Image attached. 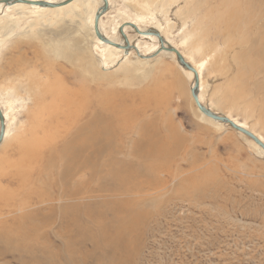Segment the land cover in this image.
<instances>
[{"label":"rangeland","instance_id":"1","mask_svg":"<svg viewBox=\"0 0 264 264\" xmlns=\"http://www.w3.org/2000/svg\"><path fill=\"white\" fill-rule=\"evenodd\" d=\"M28 11L0 16V102L13 116L0 264H264V153L200 116L176 56L148 59L160 42L126 27L146 58L105 64L86 12ZM127 20L160 29L202 69L201 103L264 140V0H111L101 21L111 35ZM116 101L132 132L115 130Z\"/></svg>","mask_w":264,"mask_h":264},{"label":"bare ground","instance_id":"2","mask_svg":"<svg viewBox=\"0 0 264 264\" xmlns=\"http://www.w3.org/2000/svg\"><path fill=\"white\" fill-rule=\"evenodd\" d=\"M30 1H32V2H40V1H44V2H48V3H50V4H59V3H62V2H65L66 0H30ZM96 2V3H101L102 4V6H103V1L102 0H75V1H73L72 3H70V4H68V5H65V6H61V7H56V8H49L48 6H38V5H28V4H21V3H16V4H14V5H6V4H0V16L1 17H3V16H6V13H10V12H12V11H23L24 12V10L25 9H28L29 11H28V13L29 12H31V14H44V13H50V15L51 14H54V15H69V16H77V17H80V16H82V14H83V12H86L87 14H86V16H85V24H88L89 26V28H90V30H91V32H92V34H93V36H94V38H95V40H96V42L98 43V45H97V47H98V49H100V52H101V58H104L105 60H104V62L103 63H105V64H107V62H115L116 60H117V57H118V60L116 61V63H119V59H120V56H122L123 58V60H127V56L128 55H130V51L133 49V50H141V48L139 47V46H136V47H134L135 45H133L131 42V39H130V35H129V33H128V29H131V28H126V27H130V26H127L126 25V27H124V32L126 33V35L129 37V44H130V46L132 47L131 48V50H127V49H125V47L127 46L126 45V41L122 38H120L119 37V35H120V31H119V29L124 25V24H126L127 22H133V23H136L135 25L139 28V30H140V32L142 31L143 33H145L146 34V32H148L149 30H156V31H158L160 34H161V36L163 37V35H162V31L160 30V29H158L157 27H154V28H151V29H145V28H143L141 25H139L138 24V22H136V21H133V20H127V21H124V22H122V23H120V22H116V21H114L113 22V24L111 25V26H109V25H107V26H109L108 28L110 29V34L111 35H109V33H108V30H107V28H106V26L102 23V18H101V20H100V31L102 32V35L104 36V37H106L108 40H110V41H112L113 43H115V44H120L119 46H121V47H123V48H118V47H115V46H112V45H110V44H106V43H104L102 40H99L96 36H95V32H94V19H95V15H96V13L98 12V10L102 7V6H99L96 10H94V8L93 7H90V6H87L88 5V2ZM108 2H109V7H110V4H111V0H108ZM254 4V3H253ZM257 4H258V2H257ZM259 6H261V4H259ZM94 10V11H93ZM108 11H109V8H108ZM238 9L236 10V13H238ZM27 13V12H26ZM32 15V16H33ZM122 15H126V14H122ZM53 16V15H52ZM139 16V15H138ZM10 19H12V16H8ZM55 17V16H54ZM120 17V16H119ZM57 19H59V17L57 18ZM67 19V18H66ZM133 23H129V24H133ZM260 23V22H259ZM126 28V29H125ZM201 29H204L203 31H207V29L204 27V28H201ZM135 31V30H134ZM136 32V31H135ZM141 32V33H142ZM136 34H138V33H136ZM139 35V34H138ZM139 36H141V37H143V38H146V39H149V40H153V41H156L157 43H159L160 41L158 40V37H156L155 35H153V34H147V35H139ZM164 38V37H163ZM165 39V38H164ZM164 41H167V40H164ZM167 43L168 44H170V45H172L169 41H167ZM245 44V43H244ZM244 44H242V45H244ZM241 45V46H242ZM172 46H174L175 48H177L178 49V47H176L175 45H172ZM247 46H248V44H247ZM258 47V46H257ZM158 48H160L159 46H156V48H155V51L156 50H158ZM259 48V47H258ZM138 50V51H139ZM179 50V49H178ZM180 51V50H179ZM137 52V51H136ZM140 52V51H139ZM181 52V51H180ZM250 52V51H249ZM164 53L165 54H174L175 56H176V54L175 53H173V52H169V51H164ZM182 53V52H181ZM252 53V52H251ZM256 54V53H255ZM115 56V58L114 59H109V58H107V56ZM140 55H141V53H140ZM182 55L184 56V58L186 59V57H185V55L182 53ZM142 57V59H144V58H146V57H143V55H141ZM144 56H146V55H144ZM147 56H149V55H147ZM249 56V55H248ZM177 58V57H176ZM187 60V59H186ZM188 62L190 63V64H192L189 60H188ZM258 63V62H257ZM263 63V62H262ZM262 63H260V64H262ZM195 68H196V70L198 71V73H199V75H200V89H199V99H200V102H202L203 100H202V95H201V93L203 92V90H202V88H203V84H202V69L199 67V66H196V65H194V64H192ZM252 65V63L251 62H248L247 61V66L244 64V66L248 69L250 66ZM256 66H258L257 64H256ZM260 66V65H259ZM264 67V66H263ZM181 68H183L182 66H181ZM183 70H184V68H183ZM190 77H192L193 78V84H192V86H191V89H192V87L194 86V74L192 73V72H190V71H188V70H184ZM261 75V74H260ZM108 77V76H107ZM179 81V80H178ZM259 84H262V85H264V77H263V80L262 81H260L259 82ZM180 87H181V83H180V81H179V84H178ZM256 85H258V84H256ZM258 88H260V85L258 86ZM156 89H158V88H156ZM108 92V91H107ZM78 93V94H77ZM74 94H77V96L80 94L78 91H76V92H74ZM190 94H191V92H190ZM191 98H192V103H193V105H194V107H195V109L197 110V112H199V114H200V116L202 117V118H204V119H206V120H209V121H211V122H214V123H218V125L219 124H225V123H222V122H219V121H214V120H212V119H210V118H208V117H206L200 110H199V108L197 107V105H196V102L194 101V99H193V97H192V94H191ZM6 103H11L10 101H7ZM238 103V102H237ZM0 104H1V102H0ZM203 104V103H202ZM12 105V104H11ZM1 106H2V104H1ZM123 106V105H122ZM122 106L120 105V103L118 102V101H116L115 102V104L112 106L113 108H111V109H109L107 112H109V114L111 115V118H114L116 121H115V125H114V128H115V130L116 129H119L120 131H122V132H124V133H129V132H132V130H133V125H131L132 124V119L126 114L127 112H124L123 111V108H122ZM125 106L128 108V105L127 104H125ZM8 107V106H7ZM2 109H3V106H2ZM11 109V108H10ZM9 108L7 109L6 108V110H4L3 109V113H4V118H5V122H6V126H7V124H8V127H6V136H5V139H4V141L6 140V138L11 134V132H10V129H11V126H10V122L12 121L11 119H12V117H10V113L11 112H9V110H10ZM212 110V109H211ZM13 111V110H12ZM212 112H214V111H212ZM215 114H218V113H216V112H214ZM218 115H220V114H218ZM121 116H123V120H121ZM222 116V115H221ZM227 117V116H226ZM227 118H229V116L227 117ZM33 119H35V118H33ZM229 119H231L233 122H235L238 126H240L241 128H244V129H246V130H248V131H250V132H252L260 141H262V143L264 144V140H263V138L261 137V135H258L257 133H255L248 125H246L245 123H243V122H239V121H237L236 119H233V118H229ZM91 121V120H90ZM43 124V123H42ZM42 124H40V126L42 125ZM81 124V123H80ZM80 124H78V125H80ZM89 123H87V125H88ZM94 124H96V123H94ZM77 125V126H78ZM82 125V124H81ZM86 125V124H85ZM90 125V124H89ZM98 124H96V126H97ZM226 125H228V126H230V124H226ZM113 126V125H112ZM231 127V126H230ZM41 128H43V127H41ZM41 128H40V130H41ZM85 128V127H84ZM95 128V127H94ZM97 128V127H96ZM103 128V127H102ZM38 130H39V128H38ZM85 130V129H84ZM98 130H100V129H98ZM235 130V129H234ZM79 131V130H78ZM88 131V130H87ZM140 131H141V134L142 135H146L148 132H149V130H148V132H147V130L145 129V127L144 126H142V127H140ZM237 131V130H236ZM37 132V131H36ZM75 132H77V131H75ZM81 132V131H80ZM84 132V131H83ZM90 132V131H89ZM97 132V131H96ZM117 132V131H116ZM121 132V133H122ZM84 133H86V132H84ZM92 133H93V131H92ZM94 133H95V130H94ZM93 133V134H94ZM241 133V132H240ZM28 134H29V131H28ZM87 134V133H86ZM98 134H100V133H98ZM114 134V133H113ZM84 135V134H83ZM95 135V134H94ZM30 136H35V135H32V134H30ZM91 136H92V134H91ZM90 136V137H91ZM244 136V135H243ZM25 137V136H24ZM36 137H38V136H36ZM34 138L33 140H31L30 141V143H29V147H31V146H33L34 144H35V140H37V138ZM26 138H28V137H26ZM26 138H24V139H26ZM30 139V138H29ZM124 139H126V138H122V141H120V143H119V146H123L125 143L123 142L124 141ZM86 140V139H85ZM252 140V139H251ZM82 140H80V142H81ZM88 141V140H87ZM93 141V140H92ZM31 142H33L32 144H31ZM45 142V141H44ZM89 142V141H88ZM256 147H257V149H260L261 150V152L262 153H264V150L259 146V145H256V143H254L253 142V140L251 141ZM79 143V142H78ZM2 145V144H1ZM83 145H84V143H83ZM26 146V145H25ZM85 146H87V144L85 145ZM74 147V146H73ZM121 149V148H120ZM164 151V148L162 147L160 150H159V155L162 153ZM119 152V151H118ZM177 152V151H176ZM175 152V153H176ZM115 153V152H114ZM113 153V154H114ZM163 155V154H162ZM146 155H134L133 157L135 158H137V160L139 159V161L142 159V160H145V157ZM137 160H136V162H137ZM134 161V160H133ZM143 162H146V160L145 161H143ZM145 165H147V167H150L149 165H148V163H145ZM97 176V175H96ZM99 179V178H98ZM140 182V181H139ZM120 185V184H119ZM151 185H146V184H144L142 187H144L145 189H146V187L148 188V187H150ZM122 187V186H121ZM123 190V189H122ZM126 191V190H125ZM82 192H83V190H77L76 192H75V194H82ZM122 192V191H121ZM123 193V192H122ZM24 262H26V261H24Z\"/></svg>","mask_w":264,"mask_h":264},{"label":"water","instance_id":"3","mask_svg":"<svg viewBox=\"0 0 264 264\" xmlns=\"http://www.w3.org/2000/svg\"><path fill=\"white\" fill-rule=\"evenodd\" d=\"M73 1H75V0H66L65 2H62L59 4H50V3L44 2V1L31 2L29 0H0V4L14 5L16 3H26V4H34V5H39V6H48L51 8H56V7L68 5V4L72 3ZM102 1H103V6L98 10V12L95 15V19H94L95 36L99 40H102L106 44H110V45L118 47V48H123V47L119 46L120 44L118 45V44H115L112 41L108 40L106 37H104L102 35V32L100 31V20L108 12V8H109L108 0H102ZM126 25L132 27L138 34H142L140 32L139 28L135 24H126ZM126 25H123L119 29V31H120L122 38L126 41L127 46L125 47V49H127L129 51V50H131L132 47L129 44L128 36L124 32V27H126ZM146 34H150V35L153 34L156 37H158V39L160 41L159 50L157 52H155L152 56H150L148 59L153 58L155 56H158L163 51L173 52L176 54L177 61L180 64V66H182L184 69H186V70H188L194 74V86L191 89V94H192L194 101L196 102L197 107L206 117H208L214 121H219V122H222L225 124H230V126L233 129L237 130L238 132L243 133L248 138L252 139L254 142H256V144H258L264 150V144L252 132H250L244 128H241L240 126H238L235 122H233L231 119L227 118L226 116H221V115L215 114L214 112H212V110L210 108H208L207 106L203 105L200 102V99H199L200 75H199L198 71L196 70V68L192 64H190L189 62L186 61V59L184 58L182 53L177 48H175L174 46H172V45L168 44L166 41H164L165 39L156 30H149L148 32H146ZM136 51H137L138 56L142 57L140 55V52L138 50H136ZM5 136H6V122H5L3 110H2L1 105H0V146L4 142Z\"/></svg>","mask_w":264,"mask_h":264}]
</instances>
